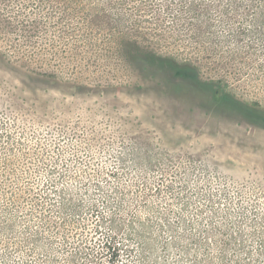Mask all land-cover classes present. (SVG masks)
I'll use <instances>...</instances> for the list:
<instances>
[{"label":"rangeland","instance_id":"obj_1","mask_svg":"<svg viewBox=\"0 0 264 264\" xmlns=\"http://www.w3.org/2000/svg\"><path fill=\"white\" fill-rule=\"evenodd\" d=\"M115 214L264 264V0H0V264H95Z\"/></svg>","mask_w":264,"mask_h":264},{"label":"trees","instance_id":"obj_2","mask_svg":"<svg viewBox=\"0 0 264 264\" xmlns=\"http://www.w3.org/2000/svg\"><path fill=\"white\" fill-rule=\"evenodd\" d=\"M125 43L129 45V48L127 52H125V55L128 58H133L136 56H148V58L151 61L158 62V63H171L175 62L174 58L172 56H162L160 54L154 53L152 51H147L146 49L140 47L136 44V41L130 42L129 39H126ZM136 46V47H133ZM127 58V59H128ZM6 161L13 164L12 159H7ZM109 191H114V189H111ZM129 190L123 191L120 190V192L125 193ZM111 196V195H109ZM104 203V201H103ZM57 205V204H55ZM76 206L78 205L74 204H66L62 201L58 204V207L66 208V209H74L76 210ZM80 207V206H79ZM114 207L117 208L115 205ZM122 207V206H121ZM110 206L109 201L107 203H104V210L103 212H109ZM124 210V209H123ZM113 213H115L113 211ZM101 222L97 223V228L101 230L100 232V242H101V251L99 258H97L95 264H148L149 263V256L150 254L154 253L155 249L152 247V242H154V239L149 236L148 234L144 232H133L134 231V222H126L121 223L123 226H119L120 222L117 220V214H115L114 218L111 221L105 220L103 217L101 218ZM77 219L72 218L69 221V224L71 225H77ZM45 224L38 230V236H46L48 232L45 231L44 226H48L49 232L54 229L56 224L54 221H51L50 218L44 220ZM141 225H144L143 223H140ZM60 228H66L63 226V222L60 225ZM122 229L126 228V230L130 231L128 233L120 234L115 229ZM46 232V233H45ZM185 241H183L182 244H187L189 246H192V244H196L197 242H202L203 250H196L192 248L190 249H182L187 254H190V256L193 258L192 264H204L206 261L212 260L216 254H215V247L213 246V243L208 241V239H196L191 237H184ZM156 241L158 243L164 242L162 241V238L155 237ZM179 239V237H174V241ZM168 240V239H166ZM182 247H184L182 245ZM222 252V251H221ZM223 254V252H222ZM183 254L180 250H177L176 252V259L173 262L170 263H176L180 260H183ZM188 264V263H185ZM191 264V263H190Z\"/></svg>","mask_w":264,"mask_h":264}]
</instances>
